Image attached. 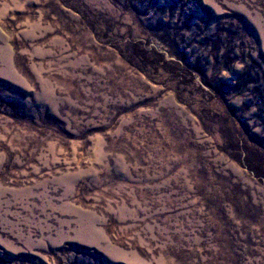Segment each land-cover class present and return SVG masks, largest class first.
<instances>
[{"label":"rangeland","instance_id":"1","mask_svg":"<svg viewBox=\"0 0 264 264\" xmlns=\"http://www.w3.org/2000/svg\"><path fill=\"white\" fill-rule=\"evenodd\" d=\"M0 264H264V0H0Z\"/></svg>","mask_w":264,"mask_h":264}]
</instances>
